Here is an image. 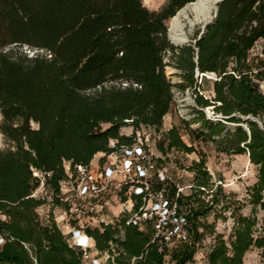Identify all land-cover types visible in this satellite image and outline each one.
<instances>
[{
  "label": "trees",
  "instance_id": "obj_1",
  "mask_svg": "<svg viewBox=\"0 0 264 264\" xmlns=\"http://www.w3.org/2000/svg\"><path fill=\"white\" fill-rule=\"evenodd\" d=\"M191 1L167 0L152 10L142 0H0V134L7 144L0 145V264H84L82 250L56 220L40 218L45 197L35 191L43 183L62 205L65 164L73 169L133 143V136L120 133L123 126L159 129L175 103L174 86H195L191 121L201 123L198 134L224 151L247 153L257 166L248 189L252 213L233 209L228 237L214 233L205 218L229 201L201 155L188 166L192 183L177 197L188 219V241L159 249L148 231L125 223L123 238L113 225L85 232L98 250L109 252L105 264H187L207 232L214 241L206 264H244L254 247L264 262V225L258 227L255 214L257 207L264 210V91L258 82L264 70L249 60L255 42L264 41V0H224L200 37L195 32V42L175 45L167 20ZM167 65L180 82L166 75ZM197 70L216 74L212 95L199 92ZM207 106L214 118L205 117ZM183 122L188 127L189 120ZM157 147L163 154L196 149L175 125ZM156 161L164 168L161 156ZM153 179L155 188L164 183L175 197L178 183L170 175Z\"/></svg>",
  "mask_w": 264,
  "mask_h": 264
},
{
  "label": "built area",
  "instance_id": "obj_2",
  "mask_svg": "<svg viewBox=\"0 0 264 264\" xmlns=\"http://www.w3.org/2000/svg\"><path fill=\"white\" fill-rule=\"evenodd\" d=\"M212 77L216 78V74ZM151 148L147 141L138 139L131 144H120L116 149L118 152L114 150L103 159L98 156L96 160L77 164L73 169L65 164L67 177L61 182L60 199L70 203L64 213L74 212L80 216L82 212L90 217L89 226H116L115 236L118 238L124 236L123 223L135 225L144 232L148 231L150 242L159 249L188 241V219L179 211L177 197L179 191L188 188L189 184H178L175 197H169L164 183L155 188L153 178L165 181L167 173L157 165ZM66 227L69 230L63 233L71 245L82 250L84 264L106 263L109 252L96 248L85 227H70L68 221ZM92 250H96V256L88 259ZM103 255L106 259L101 260Z\"/></svg>",
  "mask_w": 264,
  "mask_h": 264
},
{
  "label": "rangeland",
  "instance_id": "obj_3",
  "mask_svg": "<svg viewBox=\"0 0 264 264\" xmlns=\"http://www.w3.org/2000/svg\"><path fill=\"white\" fill-rule=\"evenodd\" d=\"M142 1L144 2V5L152 10H159L167 2V0ZM215 4L218 5L217 2ZM214 11L215 8L212 10L211 20H214ZM203 23L204 22L196 25L193 33L188 36L185 43L189 42L191 39L193 40V36L197 30L200 33ZM167 27L169 28V20H167ZM25 50L28 49L25 47ZM249 60L254 62V68L260 67L264 70L263 39H258L249 50ZM166 67V75L171 79V81L180 82L181 77L174 74L177 70L171 65H167ZM212 76L213 74L209 75L208 73L197 75L195 72L194 77L196 78V83L200 86V93L207 96L212 95V81L214 79ZM258 82L259 86H261L260 88L264 91V79L258 80ZM173 89L175 103L167 115L163 117V123L159 129L150 126L133 128L132 125H126L121 127L120 133L133 136L134 140L142 139V141H147L151 145V149L155 155L161 156L164 159L163 166L166 173L170 175V177L179 185L192 183L193 173L189 170L188 166L191 165L193 160H198L201 155H203L207 169L212 174V179L216 183H221L223 193H225L227 197L226 199L229 201L227 202V208H223L221 206L222 204L215 205L213 210L209 212L210 214H207L205 219L208 222L214 223V233H223L224 237L227 238L232 231L231 229L234 222V218L232 217L233 209H235V214L242 213L244 215L252 213V204L249 203L248 189L257 180V166L249 161L247 153L236 154L224 151L223 149H220L219 145L214 141L196 132L195 129H197L201 123L191 121V119L196 115L193 111V108H196L193 93L195 86H185L183 89L178 86H174ZM202 109L206 118H214V113L211 107L207 106ZM183 119L189 120L188 127L185 126ZM173 125L179 128L180 133H182V138L188 144H191V142L193 143L196 148L195 151L186 153L180 150L171 149L166 154H163L158 150L159 147H157V142L163 137L164 132H166V130ZM116 143V140L109 141L110 146H116ZM0 145L2 147L7 146L1 134ZM119 146L120 145L116 146L115 150L118 149ZM96 158H98V155L94 157L95 160ZM35 195L38 197H45V202L38 208L40 218L43 220L48 217L54 218L58 224H60L59 226L64 233H67L69 230V228L66 227L67 221L70 223V227L82 226L86 228L89 226L87 224L89 223L88 219L90 217L88 218L82 212L80 213V216H77L74 212H67V214H65L64 211H68V203L70 202L66 201L62 202V205H57L52 200L48 189L42 184L35 191ZM255 214L258 219V227H262L264 225V210L257 207L255 209ZM90 221L94 223V220ZM94 226L95 225L91 224L89 227ZM213 241L214 234L207 232L194 255V261L188 262L187 264H206L207 261L205 256ZM93 256H96V250H92L89 253L90 258L88 259L93 258ZM104 259H106L105 255L101 256V260ZM244 264H264L260 255V249L254 247L248 251Z\"/></svg>",
  "mask_w": 264,
  "mask_h": 264
},
{
  "label": "bare ground",
  "instance_id": "obj_4",
  "mask_svg": "<svg viewBox=\"0 0 264 264\" xmlns=\"http://www.w3.org/2000/svg\"><path fill=\"white\" fill-rule=\"evenodd\" d=\"M217 0H194L185 4L170 17L169 36L174 42H182L193 33L197 24L209 21ZM214 74V73H213Z\"/></svg>",
  "mask_w": 264,
  "mask_h": 264
},
{
  "label": "water",
  "instance_id": "obj_5",
  "mask_svg": "<svg viewBox=\"0 0 264 264\" xmlns=\"http://www.w3.org/2000/svg\"><path fill=\"white\" fill-rule=\"evenodd\" d=\"M223 1H224V0H217V1H216L218 5H216L215 11H214V15H213L214 19L217 17L219 4H221ZM212 21H214V20H213V19H212V20L210 19L209 21H206V22L203 23V25H202V29H201L200 33L198 34L199 37H200V35L203 33V30H204L205 26H206L208 23H211ZM168 35H169V31H168ZM197 38H198V37H197ZM169 39H170V41H171L173 44H175V45H182L183 43H185V42L187 41V39H184L182 42H174V41L170 38V36H169ZM192 41L195 42V39H193ZM196 73H197V75H202V74H203L202 72H200V70H199V71L197 70ZM244 118H245V119H249V118H250V119H252V120H255V119H256V118H254V117H252V116H249V115H247V117L245 116ZM230 124L233 125L234 123H230ZM242 125L245 126L244 124H242Z\"/></svg>",
  "mask_w": 264,
  "mask_h": 264
},
{
  "label": "crops",
  "instance_id": "obj_6",
  "mask_svg": "<svg viewBox=\"0 0 264 264\" xmlns=\"http://www.w3.org/2000/svg\"><path fill=\"white\" fill-rule=\"evenodd\" d=\"M247 253H248V252H247ZM247 253L245 254V258H246ZM245 258H244V260H245Z\"/></svg>",
  "mask_w": 264,
  "mask_h": 264
}]
</instances>
